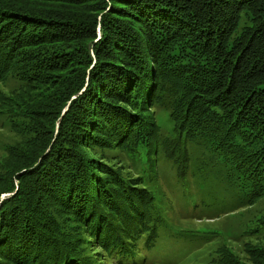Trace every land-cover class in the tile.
Listing matches in <instances>:
<instances>
[{
  "label": "trees",
  "instance_id": "1",
  "mask_svg": "<svg viewBox=\"0 0 264 264\" xmlns=\"http://www.w3.org/2000/svg\"><path fill=\"white\" fill-rule=\"evenodd\" d=\"M49 1L0 0V81L31 93L8 111L24 140L0 161V264L152 252L156 205L110 162L154 166L169 126L238 170L237 191L264 194V0Z\"/></svg>",
  "mask_w": 264,
  "mask_h": 264
},
{
  "label": "rangeland",
  "instance_id": "2",
  "mask_svg": "<svg viewBox=\"0 0 264 264\" xmlns=\"http://www.w3.org/2000/svg\"><path fill=\"white\" fill-rule=\"evenodd\" d=\"M38 1V4L45 6L53 3L49 0ZM18 21L17 23L24 25V30L30 29V34L37 38V34L45 37L67 36L64 33L67 31L66 26L32 27L30 23ZM17 23L14 22L15 25ZM18 87L19 84L14 79L0 81L2 162L9 156L5 151L7 146L20 149L23 145L24 135L19 125L21 117H12L8 111L13 104L23 106L22 100L27 106L31 93L27 90L20 91ZM161 138L167 149H160L152 154L156 158L152 167L148 162L145 164L144 157H139L128 165L126 162L121 164L117 160L119 156L113 158L114 162H110L121 167L127 177L138 178L136 182H141L138 186L140 191L149 197L150 203H155V211L160 216H155L161 232L158 233L152 252L145 257L140 255L136 260L122 263L264 264V236H259L253 230L264 213V194L253 199L251 192L237 191L243 183L242 175L238 170L229 169L227 165L209 157L212 148L208 142L189 143L183 139L178 140L171 126L163 131ZM172 149L175 154L170 153ZM167 155L174 159L167 158ZM129 169L134 171L130 173ZM181 169H187L186 176V171L182 174ZM85 242L89 244L88 241ZM88 247L93 248L92 245ZM101 258L105 259L100 262L102 264L119 263V260L113 261L106 254H102Z\"/></svg>",
  "mask_w": 264,
  "mask_h": 264
}]
</instances>
